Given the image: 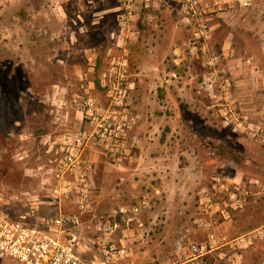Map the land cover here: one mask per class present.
<instances>
[{
  "label": "rangeland",
  "instance_id": "rangeland-1",
  "mask_svg": "<svg viewBox=\"0 0 264 264\" xmlns=\"http://www.w3.org/2000/svg\"><path fill=\"white\" fill-rule=\"evenodd\" d=\"M40 1L9 0V4L12 10L21 11L24 4L39 5ZM107 3L117 11L119 0ZM205 4L211 11L212 29L205 48L188 45L193 33L165 1L159 8L138 6L136 14L141 17L137 20L135 15L129 24L136 32L131 40L137 43L130 65L136 56L148 66L137 64L140 74L130 72L129 78L119 80L105 50L99 52L88 78L74 85L69 77L73 67L56 62L58 55L65 58L68 52L57 49V42H64L56 35L52 38V31L29 30L26 46L18 33L14 38L18 42L10 45L3 39L8 41L11 35H1L0 180L4 200H0V212L18 210L3 201L29 182L22 175L23 165L11 160L6 140L13 119L28 117L37 122L25 116L21 106H40L41 94L37 93L53 89L96 93L92 96L100 106L108 105L110 99L118 105L123 98L128 146L122 160L113 161L108 153L95 166V197L102 195L107 206L118 201L133 204L139 185L158 190L157 221L149 227L145 242L136 240V230L114 233L117 244H124L130 254L121 262L176 264L188 259L191 243L209 240L211 235L233 239L250 234L246 242H235L236 248H221L222 258L216 251L210 260L263 263L264 0H255L248 8L224 6L223 14L218 13L214 0ZM104 20L116 56L118 45L124 42L123 32L119 37L116 13ZM105 37L93 34L89 41L105 44ZM72 119L76 120L75 115ZM137 154L141 160L134 159ZM122 235H126L124 242Z\"/></svg>",
  "mask_w": 264,
  "mask_h": 264
},
{
  "label": "built area",
  "instance_id": "built-area-1",
  "mask_svg": "<svg viewBox=\"0 0 264 264\" xmlns=\"http://www.w3.org/2000/svg\"><path fill=\"white\" fill-rule=\"evenodd\" d=\"M162 1L166 0H119L120 31L128 28L138 6L155 7ZM172 1L178 4L182 24L193 33L188 45L205 48L212 29L211 11H207L204 0ZM254 1L218 0L215 4L222 8L227 5L248 8ZM40 102L51 109L56 123L67 128L54 141L48 159L28 168L27 175L36 185L3 201L8 207L15 204L19 211L0 212V264H123L121 260L130 254L124 244H117L114 233L119 229L134 231L140 207L137 203L121 204L106 220L97 214L94 209L96 162L89 153L96 148L117 159L125 155L128 146L125 114L117 119L111 109L98 105L92 95L61 93L59 89L42 93ZM73 115L85 125L70 128L68 123ZM0 200H4L2 191ZM124 225L127 228H122ZM83 228L95 230L93 245L99 253V262L85 256ZM125 236L122 235L121 241ZM247 238L251 239L250 234L233 239H215L211 235L209 240L191 243L188 259L176 264H219L210 260L214 252L222 258L225 255L221 248L227 245L236 248L235 242L241 244Z\"/></svg>",
  "mask_w": 264,
  "mask_h": 264
},
{
  "label": "crops",
  "instance_id": "crops-1",
  "mask_svg": "<svg viewBox=\"0 0 264 264\" xmlns=\"http://www.w3.org/2000/svg\"><path fill=\"white\" fill-rule=\"evenodd\" d=\"M207 1L208 0H204V2ZM214 1L217 2L218 0ZM39 3V5L26 3L23 5L25 7L24 9L17 11L15 8L13 10L11 9L9 0H0V37L2 35L7 38L8 35H11L10 40L7 41L3 39V41L9 45L18 42L17 39H14L15 34L18 33L20 42L25 45L27 41L26 34H29V30L37 27V30H41L44 33H50V31H52V38L56 35L60 41L64 42L63 44L57 42V49L64 48V50L68 52L65 58L58 55L56 62L60 64L65 63L73 67V74L69 75V77L70 80H72L71 82H74V85H77L78 82H82V80L84 81V78H88L97 63V56L101 50L108 52L107 55L109 54V57L107 62L117 71L116 75H114L117 80L129 78L130 72L135 75L140 74L137 69V64L143 67L145 65L144 62H139L140 60L134 56V60L131 61L130 65V54L136 55L137 52L135 50L137 44L136 40H131V35L136 33L134 31L135 29H133V24V28L129 26V28L123 32L124 37L120 31L121 35L119 37H123L124 42L120 45L121 47L118 45L117 55L113 56L114 54H112V51L115 49V43L110 39V30L105 27V22L107 21L104 20L103 22V19L115 13L117 18V11L115 7L111 8L108 6L107 0H41ZM165 3L168 7L172 8L173 12H175V16L181 22V18L177 12L178 4L172 0H166ZM160 4L156 5L154 8H159ZM218 13L223 14L224 9L218 7ZM136 15L138 20L141 17V13H137ZM100 23H103V26L99 25ZM93 34H105L106 43L100 45L95 42L91 43L89 38ZM24 45L23 48L26 46ZM110 53L112 54L111 57ZM57 54L58 52L56 55ZM23 60L28 64L27 58H23ZM149 65V70H151L152 63ZM145 66L147 67L148 64ZM89 86L91 87V85ZM86 91H89L88 88ZM86 94L96 95V93ZM108 94L110 95V93ZM107 98L109 97L107 96ZM113 102L114 100L110 99V103L104 106L111 109L115 118L120 119L121 116L125 114L126 110L124 100L123 98H119L117 102L118 105H115ZM21 110L25 116L27 114L29 115V119L30 117L35 118L37 122L28 121V117L13 119L7 132L6 140L7 146L10 148L11 160L14 163L16 162L23 165L24 170L22 175L29 180L25 186L20 188L24 189L36 185V182L27 175L28 168L36 166L38 163L48 159L52 154L51 151L53 146H55L54 141L67 127L56 123L51 109L45 105L41 104L38 107L21 106ZM68 124L70 128H79L85 125L77 118L76 120L72 119ZM25 155H28L25 160L19 159L20 156ZM103 155L104 158L109 156L107 152H103V149L93 148L89 153L91 159L96 162V166L99 165ZM133 157L134 159L138 158L137 160H141L142 158L138 156V154ZM122 158L119 160H122ZM114 160L116 162L119 161L117 158H114L113 161ZM6 187H8L7 184L5 185V188ZM9 187L6 189H9ZM3 189L4 187L0 180V191ZM157 190L158 188L156 186L152 187V185H146V187L139 185V187L134 190L136 197L135 202L140 207V214L137 216L138 222L135 223V238L137 241L145 242L144 238L146 235H149L150 232L149 227H152L157 221V201L155 199ZM102 198V195L94 197V209L103 220H106L116 206L125 204L118 201L107 206L106 202H102ZM16 211L18 212L19 210H15V212ZM86 219L87 217H85V220ZM81 236L86 245L85 256L88 259L99 262V253L92 243L96 237L95 230L83 228L81 230ZM122 241L124 242V239H122Z\"/></svg>",
  "mask_w": 264,
  "mask_h": 264
}]
</instances>
